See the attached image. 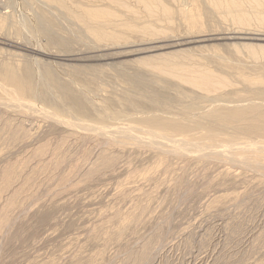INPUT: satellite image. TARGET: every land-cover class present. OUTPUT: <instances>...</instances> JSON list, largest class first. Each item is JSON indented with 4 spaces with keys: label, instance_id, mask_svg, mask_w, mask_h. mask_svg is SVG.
Listing matches in <instances>:
<instances>
[{
    "label": "rangeland",
    "instance_id": "obj_1",
    "mask_svg": "<svg viewBox=\"0 0 264 264\" xmlns=\"http://www.w3.org/2000/svg\"><path fill=\"white\" fill-rule=\"evenodd\" d=\"M49 1L0 0V264H264V0Z\"/></svg>",
    "mask_w": 264,
    "mask_h": 264
},
{
    "label": "bare ground",
    "instance_id": "obj_2",
    "mask_svg": "<svg viewBox=\"0 0 264 264\" xmlns=\"http://www.w3.org/2000/svg\"><path fill=\"white\" fill-rule=\"evenodd\" d=\"M52 1V0H51ZM51 1H49V2H51ZM105 1H109V3H110V5L112 6V5H116V6H119V5H121L122 6V4H120L117 0H105ZM157 1V0H156ZM155 1V2H156ZM216 4H218V5H222V2L220 1V0H213ZM252 1V0H251ZM256 1V0H255ZM54 2V1H53ZM138 2H141V3H145L146 5H145V8H146V6L149 8H147V10L149 11L150 10V12L151 13H153L154 12V9H153V6H152V3H151V1L150 0H139ZM257 2V1H256ZM215 3H213L214 5H215ZM237 3H238V1H235V0H231V4H233L232 6H237ZM118 4V5H117ZM239 4H241V1H240V3ZM120 6V7H121ZM124 6V5H123ZM122 6V7H123ZM217 6V5H216ZM239 6V5H238ZM158 8H159V6H158ZM238 8V7H237ZM81 11H76V9H72L71 11L73 12V13H75L76 14V16H77V19L78 20H80V21H82V22H84V23H86V24H89L90 26H91V32L93 33V35L95 36V37H97L99 40H102V39H104L105 37H107L109 34L107 33V31L108 30H106L107 28H106V25H108V24H112L113 23V17L116 15L114 12V14L110 11L111 9H109L108 10V8H106V9H104V8H94V7H81ZM164 9H168V8H166V7H164ZM166 10H163L164 12L163 13H165L166 12ZM168 11V10H167ZM72 13V14H73ZM74 15V14H73ZM116 16H118V15H116ZM115 16V17H116ZM117 19V18H116ZM240 22H242V23H247V20L246 19H244V18H240ZM114 23H115V21H114ZM111 38H113V37H111ZM116 38V37H115ZM117 39V38H116ZM115 39V40H116ZM261 50L264 52V47H262L261 48ZM145 63V62H144ZM9 76V79H12V81L13 82H19L17 79H18V77H14V75H8ZM17 78V79H16ZM12 81H11V83H12ZM214 81V78L210 75V74H205V76H203L202 78H201V80H200V82H199V86H209L210 84H211V82H213ZM16 82H15V86H16ZM21 82V81H20ZM21 85H23L22 84V82L20 83ZM20 84H18V86L20 85ZM18 86H17V88H18ZM21 87V86H20ZM1 88H4V87H1ZM15 88V87H14ZM24 88H26L27 89V87H24ZM24 88H23V90H24ZM22 90V89H21ZM1 91H2V89H1ZM5 91V90H4ZM3 91V92H4ZM247 116V115H246ZM242 117V116H241ZM247 118V117H246ZM248 119V118H247ZM254 119V118H253ZM257 120V119H256ZM247 121V120H246ZM258 121V120H257ZM253 126V125H252ZM139 134V133H138ZM176 142V141H175ZM180 143V142H179ZM183 144V143H182ZM176 146L178 147V145L176 144Z\"/></svg>",
    "mask_w": 264,
    "mask_h": 264
}]
</instances>
